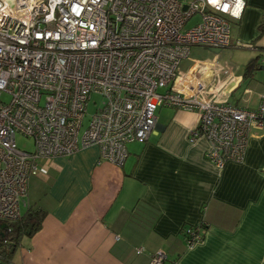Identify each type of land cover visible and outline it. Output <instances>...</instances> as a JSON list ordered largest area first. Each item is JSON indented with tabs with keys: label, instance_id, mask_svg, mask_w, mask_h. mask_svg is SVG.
Wrapping results in <instances>:
<instances>
[{
	"label": "built area",
	"instance_id": "1",
	"mask_svg": "<svg viewBox=\"0 0 264 264\" xmlns=\"http://www.w3.org/2000/svg\"><path fill=\"white\" fill-rule=\"evenodd\" d=\"M245 4L0 0V218L20 215L39 160L96 145L101 160L120 167L126 145L147 141L156 109L166 105L198 114L191 137L207 139L205 156L217 169L241 162L248 130L264 118V96L252 111L213 103L203 96L204 80L179 66L191 47L229 46L230 21L241 18ZM92 94L101 106L80 134ZM20 135L32 151L16 145ZM201 240L192 236L187 248ZM165 257L161 250L150 262L165 264Z\"/></svg>",
	"mask_w": 264,
	"mask_h": 264
},
{
	"label": "crops",
	"instance_id": "2",
	"mask_svg": "<svg viewBox=\"0 0 264 264\" xmlns=\"http://www.w3.org/2000/svg\"><path fill=\"white\" fill-rule=\"evenodd\" d=\"M245 3L229 46L191 47L179 71L202 78L213 103L252 111L264 96V0ZM155 115L123 166L101 160L96 145L42 160L26 190L45 211L41 227L0 264H151L161 250L167 264H264V118L248 130L242 161L217 169L207 139L191 137L197 113L166 105ZM199 222L203 239L185 247L181 230Z\"/></svg>",
	"mask_w": 264,
	"mask_h": 264
},
{
	"label": "trees",
	"instance_id": "3",
	"mask_svg": "<svg viewBox=\"0 0 264 264\" xmlns=\"http://www.w3.org/2000/svg\"><path fill=\"white\" fill-rule=\"evenodd\" d=\"M257 59V57L252 58L247 63L246 75H250L254 69H257ZM24 207V211L22 213L20 211V215L15 219L0 218V262L11 263L14 252L22 246V240L25 237L35 235L41 227L45 215L43 208L39 205L30 204L27 199ZM207 228V224L204 222H199L196 226L184 227L180 234L183 237L185 247H187L186 240L191 239L192 236L200 235L203 239ZM164 261H166V257Z\"/></svg>",
	"mask_w": 264,
	"mask_h": 264
},
{
	"label": "rangeland",
	"instance_id": "4",
	"mask_svg": "<svg viewBox=\"0 0 264 264\" xmlns=\"http://www.w3.org/2000/svg\"><path fill=\"white\" fill-rule=\"evenodd\" d=\"M199 21V15H196L194 17H192L190 20L187 21V23L183 26L184 30H187L189 28H191V26L195 23H197ZM182 65L181 66H184L183 63H181ZM184 68V67H183ZM213 87V85H212ZM214 88V87H213ZM164 90H159V92H163ZM9 100V97H5V101ZM101 102H102V98L101 96L99 95H95V94H92L91 96V99L88 101L87 103V115L85 116V119L83 121V126L81 128V132L80 134L83 132V128L86 126L87 122H88V117L90 115L93 114V112L101 106ZM159 108V107H158ZM157 108V110H158ZM163 111V110H161ZM158 112V111H157ZM16 145L20 148V149H23V150H26V151H32L33 150V145H32V141L28 138H25L24 136H17L16 137ZM132 145V144H131ZM131 145L127 144L126 145V148L129 149L131 147ZM134 145V144H133ZM126 159V158H125ZM41 161V162H40ZM125 161V160H124ZM123 161V163H124ZM44 161L42 160H39V165L43 164ZM122 163V164H123ZM121 164V166H123Z\"/></svg>",
	"mask_w": 264,
	"mask_h": 264
},
{
	"label": "water",
	"instance_id": "5",
	"mask_svg": "<svg viewBox=\"0 0 264 264\" xmlns=\"http://www.w3.org/2000/svg\"><path fill=\"white\" fill-rule=\"evenodd\" d=\"M264 69V66L261 67V70Z\"/></svg>",
	"mask_w": 264,
	"mask_h": 264
}]
</instances>
